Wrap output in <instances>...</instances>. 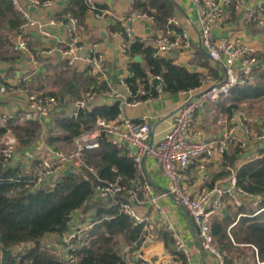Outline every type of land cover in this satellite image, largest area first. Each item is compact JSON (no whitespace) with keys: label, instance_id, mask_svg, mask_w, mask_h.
Segmentation results:
<instances>
[{"label":"crops","instance_id":"0c3cea01","mask_svg":"<svg viewBox=\"0 0 264 264\" xmlns=\"http://www.w3.org/2000/svg\"><path fill=\"white\" fill-rule=\"evenodd\" d=\"M70 1L54 0L52 5L42 6L31 0H19L20 5L25 7L32 18L40 22L41 26H28L23 30L20 27V32L13 40L16 46L12 43L6 45L4 43L0 47V117L7 115L9 118L26 120L24 113L27 107V95L31 92H59L60 95V107L42 123L43 130L40 139L31 148L21 151L17 148L13 166L20 167L26 172L33 170L34 174L39 168L41 156L49 147L46 143L47 132L54 114L62 112L70 114L75 102L89 90L97 92L96 99L89 102V108L94 105H112L115 102L110 94L112 91L120 94L126 93L124 82L130 75L129 63L131 61L122 52V35L116 28L126 25L130 27L132 36L142 37L156 47L160 39L168 35L174 44L166 51H159L160 55L174 60L176 64L192 72L204 74V82L198 88L178 94L162 92L158 97L137 107L125 108V114L134 121L148 118L155 131L156 139L166 132L172 114L185 100L196 95L207 85L221 81L225 77L224 61L211 60L199 41L198 10L192 0H174L177 5L175 17L178 20V28L167 31L157 28L156 22L148 19L129 18L131 9L128 0H91L93 5L101 6L103 10L100 15L93 10L87 12L78 44L83 47L81 51L83 55L84 50L91 48L102 52L105 56V70L102 75L96 73L87 66L84 57L73 66H69L61 54V49L70 41L65 13ZM241 4L242 7L238 10L232 7L227 18L217 26L215 38L219 41L228 39L247 44L254 49L263 64L264 25L258 20L247 23L245 16L250 10L264 7V0H241ZM262 17L264 18V13ZM52 21L55 24H52ZM44 27L51 33L50 35L43 33ZM102 30L107 32V37L101 34ZM178 38L180 40L177 43ZM21 40L26 43V49L18 47ZM90 70L97 75L98 81L106 82L108 89L93 90V87L85 86L84 83L79 85V80L86 81L87 76L91 74ZM258 72L261 70L255 68L254 79ZM2 87H5L6 91H2ZM229 106L230 102L227 99L221 102H210L197 113L195 129L201 131L203 137L209 139L219 136L231 123L235 125L236 139L228 143L224 154L215 153L210 158H198L190 164L185 175L192 192L204 185L214 186L226 181L233 173H237L245 162L261 154L255 150L254 145H250L245 150L241 148L240 140L246 137L252 142L255 134L247 135L244 125H237L232 119L237 112H242L247 119L255 116L241 109L228 110ZM224 118L226 123H220ZM233 156H236V160L231 164L229 161ZM145 162L147 179L153 184L155 190L159 193L166 190L169 182L154 160L147 158ZM97 196L102 201L107 200L98 193ZM224 203L223 210L213 215L212 221L222 222L231 213V208L234 211L241 208L236 206L235 198L231 196H227ZM161 205L163 208L161 214L152 212L149 207L140 208L143 213L153 217L152 224H149L148 229L146 228L145 239L148 240L143 242L140 249L134 253H130L128 247H123L125 256L129 260H143L144 264H179L181 259L175 253L177 249L173 236L166 227V222L170 221L185 239L192 264H218L211 254L201 248L197 228L186 209L170 195L161 199ZM243 206L256 207L247 199L243 200ZM93 215L94 212L84 215L82 209L75 213L76 218L81 221H91ZM45 241L62 256V251L54 245L60 242L59 234L51 233ZM229 258L231 264H264L258 256L256 247L236 242L230 251Z\"/></svg>","mask_w":264,"mask_h":264},{"label":"trees","instance_id":"16d2710c","mask_svg":"<svg viewBox=\"0 0 264 264\" xmlns=\"http://www.w3.org/2000/svg\"><path fill=\"white\" fill-rule=\"evenodd\" d=\"M135 8L154 16L157 28L165 31L178 28L169 24V19L177 12L174 0H139ZM91 9L87 0H71L65 13L76 16L83 26ZM94 10L101 13L103 7L95 5ZM23 22V16L12 0H0V47L4 45L5 37L16 46L13 40ZM116 29L128 41L127 52L132 61L129 63L130 75L125 81L133 97L136 95L145 99L151 95L156 98L162 92L178 94L203 84V73L192 72L160 55L156 46L142 37L129 35L126 27ZM3 30L7 31V36H3ZM137 56H141L142 61H136ZM157 75L162 77V81L153 79L150 83L151 76ZM96 76L91 72L86 81L79 80L78 83L93 87V90L108 89L106 82L98 81ZM161 82L163 86L159 90ZM142 85L149 94H138ZM43 94L60 97L59 92ZM227 101L230 102L228 110L241 109L249 115L261 111L264 106V71L258 72L250 83L233 88ZM120 112V103L116 101L112 105L79 108L73 116L63 112L54 114L46 143L54 150L72 149L75 138L92 128L98 118L115 119ZM42 130V123L36 120L9 118L0 123V237L3 240L0 241V263L1 249L5 246L12 249L7 264H144L143 260H129L123 253V247H128L130 253L140 249L147 234L143 225L135 224L122 212L121 203L126 200L125 195L119 194L116 198L102 201L95 191L100 180L112 181L119 175L136 177L135 162L117 146L103 141L98 149L85 153V166L62 176L53 187L33 189L30 182L35 176L33 170L26 172L20 167L3 165L1 139L11 133L21 151L31 148L40 139ZM235 160L236 156H233L229 162L233 164ZM237 178L242 188L261 195L262 201L257 207L243 206L236 211L231 208L224 221H211L212 232L224 255L225 264H231L229 256L235 242L256 247L259 258L264 261V152L245 162L238 169ZM80 209L84 215L94 212L91 218L93 225L84 241H75L71 250L74 260L67 261L45 238L51 233L61 235L65 232L71 215ZM239 213L246 215L237 220ZM175 253L183 262L186 261L184 253L178 250Z\"/></svg>","mask_w":264,"mask_h":264},{"label":"built area","instance_id":"2783aa9c","mask_svg":"<svg viewBox=\"0 0 264 264\" xmlns=\"http://www.w3.org/2000/svg\"><path fill=\"white\" fill-rule=\"evenodd\" d=\"M16 9L23 16L24 22L21 30L28 26H41L38 20L32 18L29 11L20 5L19 0H12ZM33 3L42 6H50L54 0H31ZM139 0H128L130 5L129 18H145L156 22L155 17L144 11L135 8ZM198 10V37L201 45L206 49L208 56L213 61H224L225 77L221 81L213 82L185 100L182 105L171 116V122L162 137L156 139L151 121L145 118L142 121H134L129 118L124 110L126 107H137L144 102L153 99L151 95L145 99L133 97V93L126 83L125 94L110 92L115 102L120 103L121 112L115 119L100 117L89 130L75 138V146L69 150H54L51 147L45 149L41 156L39 168L31 179L33 189L54 186V184L68 173L76 172L85 166V153L96 150L103 141L121 149L136 164L138 174L134 178H125L122 175L117 176L112 181H101L95 186L96 193L108 199L116 198L119 194H124L126 200L121 203L122 212L128 215L137 225H143L148 229L152 224L153 217L143 213L140 208L149 207L152 212L161 214L163 208L161 199L167 196H173L188 212L198 231V238L201 248L211 254L218 264H225L224 255L221 252L219 244L216 242L211 228L212 216L220 213L224 208V200L227 196L235 198L236 206L242 207L243 200L247 199L255 206H259L262 196L252 194L242 188L238 183L237 173H233L226 181L214 186H202L197 191L192 192L189 188V182L186 179L185 172L190 164L198 158H210L215 153L224 154L230 141L236 139L235 125H230L219 135L213 138H205L202 132L195 129L197 113L210 102H221L228 98L233 88L238 85H245L254 79L255 68L264 71V63L258 59L253 48L247 44L234 41L222 40L215 38V29L224 21L231 8L239 9L242 7L241 0H192ZM87 2L92 6L95 5L91 0ZM264 7L250 10L245 16V22L253 20L260 21L264 25L262 17ZM97 15L100 13L96 12ZM262 17V18H261ZM68 32L70 41L61 49V54L69 66H73L77 61L84 57L87 66L99 74L105 70V56L102 52L91 48L84 50L78 44L82 26L79 19L71 13L67 14ZM55 24L54 21L51 22ZM169 24L178 25L176 17L169 19ZM126 27L129 35L130 27ZM45 35L51 33L43 28ZM186 36V35H184ZM180 38L177 39V43ZM174 43L171 42L168 35L162 37L158 43L159 51H166ZM18 47L26 49L24 40L19 41ZM122 52L132 61L128 55V41L122 36ZM153 79L162 81L160 75L151 76L150 83ZM163 83L159 85L162 90ZM6 91L5 87L1 88ZM138 94L147 95L149 91L145 86H140ZM97 97V92L89 90L84 96L77 100L70 113L71 116L79 108H89V102ZM60 107L59 98L53 95L43 93H29L27 95V107L25 109L26 120H36L44 123ZM9 117L3 115L0 117V123H5ZM233 122L237 125H244L247 135L252 132L251 126L246 122L248 119L242 112L233 115ZM220 123H226L222 119ZM1 153L3 155V165H14L17 153L18 141L14 135L7 133L3 136ZM242 149H248L254 145L256 151L264 152V132L255 134L252 142L243 137L240 140ZM147 158L154 160L158 169L168 180V188L162 192H157L153 184L147 179L145 161ZM90 170L94 171L93 167ZM76 210L70 217L69 228L60 235V242L54 245L62 251L63 259L74 260V254L71 250L76 242H82L86 239L87 233L92 227L91 221H81L76 218ZM242 215L241 213L239 218ZM253 216V215H250ZM167 229L170 230L176 249L184 253L186 261L182 260L179 264H192L189 256V250L185 239L175 229L174 225L166 222ZM145 239L144 242H147Z\"/></svg>","mask_w":264,"mask_h":264},{"label":"rangeland","instance_id":"374dc122","mask_svg":"<svg viewBox=\"0 0 264 264\" xmlns=\"http://www.w3.org/2000/svg\"><path fill=\"white\" fill-rule=\"evenodd\" d=\"M3 36H7V31L3 30L2 31ZM4 43L5 45L8 43H11L8 38H4ZM246 112V111H243ZM247 113V112H246ZM255 117L248 118L246 121L249 125H252V129L254 134H260L264 132V106L261 111L256 112L254 114ZM61 150H67V149H61ZM257 207V206H256Z\"/></svg>","mask_w":264,"mask_h":264},{"label":"water","instance_id":"95a60500","mask_svg":"<svg viewBox=\"0 0 264 264\" xmlns=\"http://www.w3.org/2000/svg\"><path fill=\"white\" fill-rule=\"evenodd\" d=\"M101 34L104 36V37H107V32L105 30H102L101 31ZM136 61H141L142 58L141 56H137L135 58ZM173 115V114H172ZM0 241L2 242V238L0 237ZM2 255H1V264H7L8 263V260H9V257L11 256V253H12V249L10 248H6L5 246H2Z\"/></svg>","mask_w":264,"mask_h":264}]
</instances>
